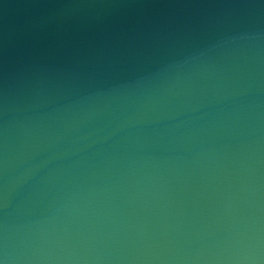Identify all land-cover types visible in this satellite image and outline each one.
Segmentation results:
<instances>
[{
	"label": "water",
	"instance_id": "1",
	"mask_svg": "<svg viewBox=\"0 0 264 264\" xmlns=\"http://www.w3.org/2000/svg\"><path fill=\"white\" fill-rule=\"evenodd\" d=\"M0 264H264V0H0Z\"/></svg>",
	"mask_w": 264,
	"mask_h": 264
}]
</instances>
